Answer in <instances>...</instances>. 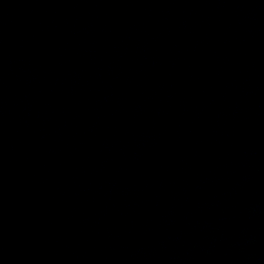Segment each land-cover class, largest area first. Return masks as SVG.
Wrapping results in <instances>:
<instances>
[{
	"label": "water",
	"instance_id": "obj_1",
	"mask_svg": "<svg viewBox=\"0 0 264 264\" xmlns=\"http://www.w3.org/2000/svg\"><path fill=\"white\" fill-rule=\"evenodd\" d=\"M0 264H264V0H0Z\"/></svg>",
	"mask_w": 264,
	"mask_h": 264
}]
</instances>
